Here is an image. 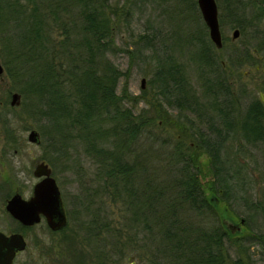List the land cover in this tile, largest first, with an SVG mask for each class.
Returning a JSON list of instances; mask_svg holds the SVG:
<instances>
[{
  "label": "trees",
  "instance_id": "16d2710c",
  "mask_svg": "<svg viewBox=\"0 0 264 264\" xmlns=\"http://www.w3.org/2000/svg\"><path fill=\"white\" fill-rule=\"evenodd\" d=\"M135 1L125 0L117 11L118 4L109 0H0V57L12 87L22 95L18 107L10 106V89L3 106L20 120L25 113L39 123L43 157L55 173L59 162L67 171L79 163L80 150L90 157L97 182L90 196L106 195L127 211L129 240L116 241L115 251L127 254V244L138 255L144 249L140 261L132 264H150L149 250L154 254L151 264H248L240 255L246 252L243 246L232 258L226 243L246 238L263 242L264 236H230L208 195L231 207L237 178L244 176L239 165L224 157L230 138L238 134L244 144H264V102L246 90L242 79L228 75L245 66H259L264 73V0H217L221 27L229 22L240 29L235 40L222 32L221 48L210 39L198 2L192 0L194 23L185 41L189 48L168 44L155 58L159 96L137 113L125 105L132 96L117 92L123 71L108 57L116 49L113 17L128 22ZM157 37L155 32L139 34L136 50L153 48ZM175 51L186 59L178 61ZM190 72L196 74V87L186 75ZM245 99L249 101L241 110ZM167 106L178 109L177 118L169 116ZM14 131V126H4L8 139ZM144 138L152 141L160 164H146L149 158L138 147ZM201 163L213 178L202 176ZM89 213L83 226L91 234L80 244L64 236L53 258L85 262V246L91 241L100 260H111L104 257L108 251L95 242L96 236L104 231L116 239L123 229L114 227L111 233L99 213ZM208 214L218 217L211 226ZM31 227L17 223L23 233ZM52 245L43 248V255H49Z\"/></svg>",
  "mask_w": 264,
  "mask_h": 264
},
{
  "label": "rangeland",
  "instance_id": "374dc122",
  "mask_svg": "<svg viewBox=\"0 0 264 264\" xmlns=\"http://www.w3.org/2000/svg\"><path fill=\"white\" fill-rule=\"evenodd\" d=\"M109 1L118 4L117 11H120V6L125 0ZM192 4V0H136L131 7L128 22L122 21V18L113 17L112 29L116 49L114 52H109L108 57L123 71V75L118 82L117 92L124 93L125 91L126 96H132L129 102H124H128L125 105L130 106L135 113L142 108H147L149 106L148 102L159 96L156 81L157 60L155 58L162 56V51L165 50V46L168 44L175 49L189 48L185 41L190 36L194 23ZM163 7L166 14H164ZM197 23L200 25L199 22ZM221 28L223 34L231 38L235 27L226 22L224 27ZM261 28L264 31V21L261 23ZM153 32L158 35L153 48H146L140 52L136 50L135 42L139 34H152ZM162 33H165L162 38L165 41L164 43L160 41ZM55 36H57L56 33ZM140 45H142V42H140ZM168 51H171V49L169 48ZM178 52L175 51L176 59L182 62L186 58L185 56H179L181 53ZM0 60L2 62L1 57ZM229 72L228 75L231 79H242L245 82L243 84L246 86V90L249 91L250 88L255 95L259 96V93L264 89V73L259 66H245L240 71ZM143 79H145L144 87H142ZM124 86L125 89H123ZM12 88L5 69L4 75L0 77V227L8 232L17 230V222L6 214L4 205L6 198L16 191H19L25 198L30 197L33 185L39 180L33 174L36 164L41 160L48 162L43 157L46 151L41 144L42 137L37 128L39 123H35L25 113L21 114L23 120H20L13 111L3 106V101L8 98L9 90ZM15 91L18 90L13 88L12 92ZM248 101L249 99H245L241 102L242 106H239L241 110ZM167 109L169 116H173L174 119L177 118L178 109L170 106H167ZM186 114L188 117H192L190 112L187 111ZM5 125H12L15 128L14 135L9 139L4 134ZM33 128L39 132V143L28 140L29 131ZM165 131L171 135L173 128L165 129ZM167 133L163 134L166 135ZM236 135L225 144L224 157L227 158L229 163L239 165L244 176L237 178L239 184L235 186L233 195L235 197L230 202L231 207L225 201L220 203L223 207L228 206L226 217L224 218L221 214L219 216L220 224L221 226H227L233 223L231 216L238 223L241 218L245 220L248 218L249 220L242 224L243 231L234 232L233 230L232 237H245L253 232L264 236V144L261 142L254 146L244 144L240 135ZM138 147L141 154L144 153L143 155L148 156L147 165L151 167L160 164L161 158L158 157V153H155L152 141L148 142L144 138L140 141ZM72 154L76 155L77 153L72 152ZM79 155L80 162L76 163L75 161L76 164L73 163L69 171L65 170V167L59 162L55 173L54 167L49 163L53 176L56 178L61 190L67 213L66 230L64 233L62 230H52L54 232L51 233V229L43 218L23 233L27 240V246L20 252L15 264H97V261H99V264H132L140 261L144 249L140 250V248V254L138 255V251H131L133 246L127 244V254L121 256L120 251H115L114 243L116 241L127 242L129 240L127 236L129 225L125 224L127 211L123 203L113 202L106 195L102 194L101 198L90 196L91 189L96 187L97 184L94 180L95 164L81 150ZM205 158L202 157V162ZM202 166L204 172L202 176L210 179V170H208L207 165L201 163ZM89 198L93 199V202L90 208L86 209L85 204L89 202ZM256 201L260 202L259 205L257 207L252 206ZM89 212L99 213L101 219L110 224L111 233H115L116 229L113 232L114 227L123 229L122 236L116 239L112 238L113 234H106L104 231L100 235L101 238L96 236L95 242L103 243L108 251L106 252L108 255H104V257H109L111 260H100L94 249L89 246L91 241L85 246V262H79L74 258L68 260L53 258L55 256L53 253L60 249L58 244L64 236L65 239L73 238L80 244L84 235L91 234L90 232L87 233L85 226H83V220L86 222L91 217ZM205 217L209 222V226L213 224V219L215 221L218 219L214 215V218H212L210 214ZM51 243L53 245L49 249V255H43V248L47 249ZM236 244L226 243L232 258L238 256L237 251L240 246H243L242 249L246 252L244 254L241 252L240 255L244 256L245 262H248V264H264V241L258 242L246 238ZM146 258L151 262L153 261L154 254L152 250L147 252Z\"/></svg>",
  "mask_w": 264,
  "mask_h": 264
},
{
  "label": "water",
  "instance_id": "95a60500",
  "mask_svg": "<svg viewBox=\"0 0 264 264\" xmlns=\"http://www.w3.org/2000/svg\"><path fill=\"white\" fill-rule=\"evenodd\" d=\"M197 2L203 20L208 27L210 39L218 48H221L223 45V34L219 21L217 0H197ZM239 36L240 29L235 27L231 37L235 40ZM4 73L5 67L0 60V76H3ZM144 82L145 79L142 80V87H144ZM21 101V93L18 91L12 92L10 104L12 106H19ZM28 140L35 143L40 142V135L37 129L33 128L29 131ZM33 174L41 179L35 183L32 195L29 198H25L21 193L15 192L7 201V211L24 226L35 225L44 217L52 230L61 229L67 223V213L61 190L59 189L56 178L53 176L51 166L45 160H41L36 164ZM210 178H213L212 174H210ZM208 196L209 200L218 206L217 211L219 216L221 214L225 218L228 214V206L223 207L220 205V199L213 195V193ZM230 218L233 223L223 226L228 234L232 236L233 230L234 232H242V224L246 220L241 218L238 223L232 216ZM26 246L27 240L22 232H11L7 234L0 230V264H14L16 252L24 250Z\"/></svg>",
  "mask_w": 264,
  "mask_h": 264
},
{
  "label": "flooded vegetation",
  "instance_id": "af4514ba",
  "mask_svg": "<svg viewBox=\"0 0 264 264\" xmlns=\"http://www.w3.org/2000/svg\"><path fill=\"white\" fill-rule=\"evenodd\" d=\"M187 75V77L191 80V83L194 85V87H196V82H195V80H196V74L194 73V72H190V73H187L186 74ZM1 77V76H0ZM259 95H260V98H261V100L263 101V97H264V89L259 93ZM264 102V101H263ZM41 178H39V180H40ZM38 180V181H39ZM35 185V184H34ZM34 185H33V187H34ZM16 192H19V191H16ZM20 193V192H19ZM32 193H33V190H32ZM14 194V193H13ZM13 194H11L8 198H6V203H4V205H5V211H6V214L8 215V216H10L11 218H12V220H14V221H16L17 223H20L21 224V222L19 221V220H17L16 218H14L8 211H7V209H6V204H7V201H8V199L13 195ZM32 195V194H31ZM23 196V195H22ZM24 197V196H23ZM29 198V197H28ZM5 202V201H4ZM44 217H42V219H43ZM41 219V220H42ZM45 219V218H44ZM68 220V219H67ZM46 221V220H45ZM46 223H47V221H46ZM22 225V224H21ZM48 225V224H47ZM66 225H67V223L65 224V226L64 227H62L61 229H58V230H54V231H59V230H62V229H64L65 227H66ZM22 226H24V225H22ZM33 226V225H32ZM49 227V226H48ZM50 228V227H49ZM51 229V228H50ZM0 230L1 231H3V232H5V233H11V232H21V231H19V230H13V231H5V230H3L1 227H0ZM52 230V229H51ZM23 233V232H22ZM21 251H23V250H21ZM21 251H17L16 252V255H15V257H14V264H15V260L18 258V256H19V254H20V252Z\"/></svg>",
  "mask_w": 264,
  "mask_h": 264
}]
</instances>
